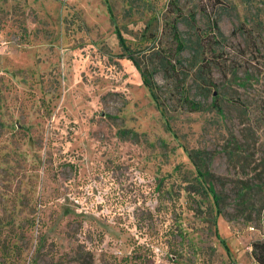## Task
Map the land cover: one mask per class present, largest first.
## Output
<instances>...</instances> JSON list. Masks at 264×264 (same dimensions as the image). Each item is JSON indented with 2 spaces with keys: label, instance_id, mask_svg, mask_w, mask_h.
<instances>
[{
  "label": "rangeland",
  "instance_id": "rangeland-1",
  "mask_svg": "<svg viewBox=\"0 0 264 264\" xmlns=\"http://www.w3.org/2000/svg\"><path fill=\"white\" fill-rule=\"evenodd\" d=\"M262 239L264 0H0V264H257Z\"/></svg>",
  "mask_w": 264,
  "mask_h": 264
},
{
  "label": "trees",
  "instance_id": "trees-1",
  "mask_svg": "<svg viewBox=\"0 0 264 264\" xmlns=\"http://www.w3.org/2000/svg\"><path fill=\"white\" fill-rule=\"evenodd\" d=\"M116 35H117L119 42L122 43L123 40H122L121 35L118 31H116ZM139 72H140L142 83L148 89L151 96L155 97L154 85L151 82V76L144 70H139ZM188 157L191 159L193 164L198 168L197 163L194 161V159L192 158V156L189 153H188ZM209 191L212 194V196L217 199V196L215 195V193L213 192L211 187L209 188ZM223 245H224L225 249H227L226 245L225 244H223ZM252 247H253L254 258H255V261L257 262V264H264V239H262L259 242L254 243Z\"/></svg>",
  "mask_w": 264,
  "mask_h": 264
}]
</instances>
